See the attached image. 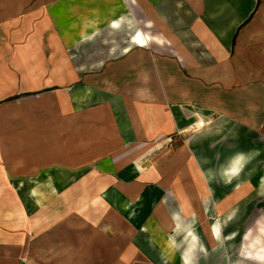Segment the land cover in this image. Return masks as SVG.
Segmentation results:
<instances>
[{
    "label": "crops",
    "instance_id": "1",
    "mask_svg": "<svg viewBox=\"0 0 264 264\" xmlns=\"http://www.w3.org/2000/svg\"><path fill=\"white\" fill-rule=\"evenodd\" d=\"M186 1L165 0L158 9L186 11L173 21H194L191 42H205L204 53L190 45L189 57L179 49L168 55L177 61L163 60L160 46L169 43L143 32L101 65L79 61L96 42L86 31L118 21L116 0H0V264H85L95 249L86 229L102 233L105 218L111 234L129 233L142 251L156 248L161 257L147 256L162 258L158 264H182L176 236L191 225L198 244L190 264H197L196 250L208 249L201 234L212 229L196 223L213 215L220 233L255 230L239 247L238 264H264L262 136L244 125L242 112L264 106V0ZM68 21L89 28L70 33ZM145 34L151 40L138 43ZM182 35L173 42L183 43ZM59 38L67 54L53 65ZM134 42L155 46L135 52ZM172 64L174 73L166 68ZM231 88L246 92L248 105L231 104ZM199 119L204 127L187 133ZM88 185L99 193L73 199V187ZM142 256L128 264H154Z\"/></svg>",
    "mask_w": 264,
    "mask_h": 264
},
{
    "label": "rangeland",
    "instance_id": "2",
    "mask_svg": "<svg viewBox=\"0 0 264 264\" xmlns=\"http://www.w3.org/2000/svg\"><path fill=\"white\" fill-rule=\"evenodd\" d=\"M134 1L133 6L130 3V0H116V4L113 5V8L116 7V19L118 20L117 25L114 24L116 21H100L99 25L94 28H90L89 31L91 33H96V42H89L87 43V46L85 48V54L81 53V56H84L80 58L79 62H84L85 64L93 63L98 60H102L101 65L108 64V58L111 57L112 51H114L117 47L118 49L125 50V39H128L131 36H135L136 34H142L143 32L150 34H154L155 36H161L164 38L165 41H167L169 44H166L165 46H160V50L165 56H161L163 60L167 61H173L175 58H171V56H168L170 53H173L174 50H182L186 53V55L190 56V45L194 46L196 45L199 52L207 50L205 47V42H197L196 44L193 41L192 35L190 33L191 29V23L194 21H173L175 17L179 18L184 14L186 11L177 9L176 11H173L172 5H170L169 9H158L160 6H163V2L165 0H132ZM182 6H184V3L187 2L186 0H181ZM144 7H147L144 9ZM161 8V7H160ZM161 13H167L169 18H171L170 21L159 20L161 18ZM115 19V20H116ZM146 22H150V24L146 25ZM205 23L206 21H202V23ZM209 27L211 28H217L218 30H224L229 27L226 25H223L221 21H208ZM70 23V33L73 32H84V29L89 28V21H68L66 24L69 25ZM179 23V24H178ZM149 25V26H148ZM205 24V29L210 31L209 28ZM61 28V25L57 27L54 26V32L58 34L59 30ZM182 35V41L183 43H174L173 39L175 38V35ZM129 36V37H128ZM169 40V41H168ZM74 43L71 42V45ZM90 45V46H88ZM185 46V48L183 47ZM65 43L61 41V39H56L54 41V49L55 54L57 55L52 59L53 65H61L62 62V56L61 54L65 53L67 54V50L65 49ZM155 44L153 42H149L146 45L139 46L136 42L133 44V51L141 50V49H152L154 48ZM62 50V51H61ZM172 51V52H171ZM72 52V50H71ZM74 54L77 56V51L75 53H71V55ZM140 56L139 54H137ZM205 55V54H204ZM165 57V58H163ZM191 60V59H189ZM177 61V60H175ZM75 62H78V57H75ZM179 63V62H178ZM176 64L179 69H182L181 76L183 78V81L188 80L190 77L189 69L187 66L183 65L186 64L183 62V64ZM98 64H100L98 62ZM181 65V66H179ZM174 64L167 65L166 68L170 73H174ZM178 76V75H177ZM231 88L227 91L229 95V99L231 104L232 103H247L248 100L246 99V95L242 93L243 90ZM226 91V90H225ZM203 92V91H202ZM204 93V92H203ZM241 108L243 107V104L240 105ZM244 108V107H243ZM246 109H244V114L247 116V121L244 122V125L249 128H256L261 133V140H262V151H263V163H264V106H245ZM242 110V109H241ZM261 113V114H260ZM254 114H257L258 119L256 121H253L254 118L252 117ZM251 115V116H249ZM188 133V132H187ZM216 151V150H215ZM208 156V155H207ZM209 157V156H208ZM216 158V162H218V165L220 163L221 155H219ZM218 159V160H217ZM206 164V163H205ZM208 164V163H207ZM214 164V163H213ZM40 177H44V175H39ZM41 186L38 187L40 190ZM79 188V189H78ZM97 188V187H96ZM94 186H80V187H73V191L71 194H73V199L76 198L77 194H82L81 197H85L86 199H89L90 196H94L95 194L99 193L98 189H96ZM99 188V187H98ZM217 188L216 186L214 187ZM214 189V190H215ZM220 194V189L217 191ZM262 206V220L264 221V200L261 203ZM110 210V209H109ZM107 209L102 211V216L106 215ZM260 215V214H259ZM106 220L102 219V225L99 226V231H102V233H97L94 231H88V228L86 229V244L87 246L90 244V248L94 247L95 249H88L86 251V258L82 262L85 261V264H114L116 261L115 257L117 256L118 259L124 258L125 262L122 264H128L129 261H141V258L137 256L142 254L146 257L143 258L142 261L158 264L161 260H157L156 258L150 259L148 258L147 254H153L155 256H159L158 252L155 249L150 250H140L136 248V245L134 242L129 241V237L131 236L128 234H111L109 231L111 228L107 225V223L110 221L107 218ZM218 217L215 215L207 217L206 219H198V222L196 223L199 227L200 225H203L204 227L209 225L213 221H217ZM253 221H251L252 224ZM123 225H126L125 223ZM108 226V227H107ZM114 227H112L113 229ZM120 228H118L119 230ZM220 229V228H219ZM253 229H248L244 234H233L228 235L229 233H220L219 232V238L213 234H206L205 231L202 232L201 237L203 238V241H206L208 249L204 250H196L198 262L197 264H238V252L239 247H242L245 242L252 241L253 240ZM96 231V230H95ZM43 232H46V229H43ZM256 232V231H255ZM147 235V234H146ZM204 235V236H203ZM185 235H178L176 238L179 241V245H181L180 250L185 245V241L183 239ZM230 236V237H229ZM229 237V239H228ZM224 239V240H223ZM152 240V239H151ZM93 241L95 244H93ZM131 242V243H130ZM153 245V244H152ZM154 246V245H153ZM113 247V249L111 248ZM115 247H118L117 250L114 249ZM154 247H157L156 245ZM195 252V253H196ZM241 252V251H240ZM125 255V257L123 256ZM25 256V253H23V257ZM128 256V257H127ZM133 257V258H131ZM161 257V254L160 256ZM25 259L27 258L28 261L26 263H29L30 257L25 256ZM74 261H77L75 259ZM71 260V262H74ZM171 262H166V264H169ZM51 264V263H50ZM119 264V263H118ZM174 264V263H173Z\"/></svg>",
    "mask_w": 264,
    "mask_h": 264
},
{
    "label": "bare ground",
    "instance_id": "3",
    "mask_svg": "<svg viewBox=\"0 0 264 264\" xmlns=\"http://www.w3.org/2000/svg\"><path fill=\"white\" fill-rule=\"evenodd\" d=\"M117 23H118L117 21L114 22V24H117ZM92 28H93V26H92ZM135 39L140 44H143L146 41H150L151 40L147 34H145L143 37L137 36V37H135ZM177 223L179 225V222H177ZM187 226H188L187 227V232H185L184 235L186 236V238H187L186 240L188 241V243H187V248H185L182 251V254H181L182 255V264H190V262H191V260L193 258L192 257L193 256V250H192V248L198 244V239L196 237L195 231L192 230V228L190 227L191 225H187ZM211 229H212V232L211 233L212 234L214 233L213 235H215V236H217V238H219L220 235H219V224H218V221H213L211 223Z\"/></svg>",
    "mask_w": 264,
    "mask_h": 264
},
{
    "label": "built area",
    "instance_id": "4",
    "mask_svg": "<svg viewBox=\"0 0 264 264\" xmlns=\"http://www.w3.org/2000/svg\"><path fill=\"white\" fill-rule=\"evenodd\" d=\"M204 121L203 120H196L195 122H192L191 124L188 125V127L185 129L186 132H196L199 129L204 127Z\"/></svg>",
    "mask_w": 264,
    "mask_h": 264
},
{
    "label": "clouds",
    "instance_id": "5",
    "mask_svg": "<svg viewBox=\"0 0 264 264\" xmlns=\"http://www.w3.org/2000/svg\"><path fill=\"white\" fill-rule=\"evenodd\" d=\"M242 158V157H241Z\"/></svg>",
    "mask_w": 264,
    "mask_h": 264
}]
</instances>
